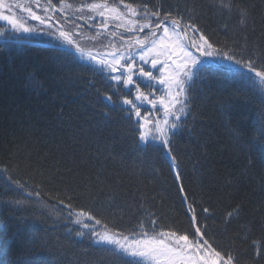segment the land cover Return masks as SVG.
Segmentation results:
<instances>
[{
	"label": "trees",
	"instance_id": "trees-1",
	"mask_svg": "<svg viewBox=\"0 0 264 264\" xmlns=\"http://www.w3.org/2000/svg\"><path fill=\"white\" fill-rule=\"evenodd\" d=\"M241 2L252 13L249 45L255 42L264 48V0ZM163 3L181 11L192 5L199 11L203 6L201 24L212 38L225 40V22L233 36L234 21L213 14L207 8L209 0ZM7 36L0 37V246L7 248L0 259L4 264H13L22 252L33 264H119L101 251L103 246L94 243L87 230L81 229L85 236L79 237L77 225L57 221L53 227L48 209L35 203L26 208L5 203L24 196L7 181L5 167L40 191L50 205L56 204L48 199L50 194L73 193L78 206L90 205V195L99 201L112 197L114 205L105 216L117 228L134 226L148 211L163 214L165 223L187 227L177 195V184L182 183L190 198L216 210L215 223L212 219L207 223L224 243L219 224L237 204L243 212L229 234L238 223L251 226L256 236L262 234L264 143L256 130L264 123V96L246 79L224 72L194 77L193 115L176 137L183 175L182 181H176L170 160L158 148L138 145L124 113L96 91H107L106 83L88 70L86 60L51 39L26 38L9 29ZM234 38L239 40L240 34ZM232 130L239 131L238 138ZM29 231L46 241L45 246L27 251Z\"/></svg>",
	"mask_w": 264,
	"mask_h": 264
},
{
	"label": "snow or ice",
	"instance_id": "snow-or-ice-1",
	"mask_svg": "<svg viewBox=\"0 0 264 264\" xmlns=\"http://www.w3.org/2000/svg\"><path fill=\"white\" fill-rule=\"evenodd\" d=\"M33 5L45 15H38ZM207 8L234 21L233 36H229V25L225 22L222 25L225 40H214L201 24L203 6L199 11L195 5L181 11L178 6H165L163 0L156 3L152 0H77L75 3L46 0L43 6L40 0H28L26 4L0 0V21L11 25L13 32L52 37L58 46L71 49L81 60H86L90 65L88 70L99 74L106 83L107 91L100 88L96 91L109 105L119 107L124 113L138 145L145 149L158 148L170 160L175 180L182 181L175 144L176 137L187 126V117L193 115L190 92L194 77L203 73H233L246 79L264 96V48L255 42L249 45L250 7L241 0H209ZM14 9L26 12L46 27L26 26L16 18ZM50 12L63 15L59 27L46 24L53 19L48 15ZM73 16L75 20H84L88 29L95 30L85 32L74 21L71 27H66ZM235 33L240 34L239 40L234 38ZM0 37L10 38L4 28H0ZM84 39L91 41L92 46L83 44ZM256 131L264 143V123ZM232 132L239 137L238 130ZM2 171L9 184L24 193L21 198L5 203L18 208L35 203L48 209L53 227L57 221L77 225L75 235L79 237L85 236L83 230H87L89 238L103 246L101 251L110 254L119 264H264V226L260 236L253 233L251 226L239 223L237 230L229 234L233 222H239L243 212L237 204L226 211L219 224L227 241L224 243L207 223L209 219L215 223L216 210L205 206L202 200L190 198L182 183L177 184V195L184 206L187 227L175 221L165 223L163 214L148 211L146 216L136 219L134 226L125 229L117 228L105 216L114 205L112 197L99 201L97 196L90 195V205L78 206L73 193L50 194L48 199L56 201L50 205L27 181L10 175L9 167ZM67 231L71 233L73 229ZM25 244L30 252L32 247L45 246L46 241L29 231ZM6 254L7 248L0 246V257ZM126 257L133 259L129 262ZM0 264H4L2 259ZM13 264L33 262L22 252Z\"/></svg>",
	"mask_w": 264,
	"mask_h": 264
},
{
	"label": "rangeland",
	"instance_id": "rangeland-1",
	"mask_svg": "<svg viewBox=\"0 0 264 264\" xmlns=\"http://www.w3.org/2000/svg\"><path fill=\"white\" fill-rule=\"evenodd\" d=\"M18 2H20V3H25V4H26V3H28V0H18ZM40 4H41V6L44 5V3H43L41 0H40ZM32 7H33V10H34L38 15H41V16H44V15H45V13H43V12L40 10V8H36L35 5H33ZM14 13H15L16 18H17V19H20L21 22L25 23L26 26H33V27H37V28H40V29H43V28L46 27V25H41L39 21H37V20H32L30 17H28V14H27L26 12H22V11L19 10V9H14ZM48 15H52L53 19H52L51 21H46V24H47V23H51V24H53L54 26L59 27V26H60V23H61V21H62L63 18L60 17V16H58L56 13H51V12L48 13ZM64 15H68V14L66 13V14H64ZM76 15H79V13H77ZM57 17H60V20H57ZM72 18H75V17L73 16ZM73 21H74L75 23L80 24V25H81V29L84 30L85 32H88V33L91 32L90 29H89V30L85 29V27H84L80 22H78V21H76V20H70V21H69V24L66 25V27H71ZM83 21H84V20H83ZM90 23H91V22H90ZM0 25H1L2 28L6 29V30L9 29V30L13 31V30L11 29V25H8V24H7L6 22H4V21H0ZM92 31H94V30H92ZM14 33L18 34L19 36L26 37V38H30V37H37V38H39V37H44V38H47V39H51V40H53L52 37H49V36H47V35H45V34H43V33H23V32H14ZM81 42H82L83 44L89 46V47L92 46V42H91V41H88V40H86V39L82 40ZM93 50H95V49H93Z\"/></svg>",
	"mask_w": 264,
	"mask_h": 264
},
{
	"label": "water",
	"instance_id": "water-1",
	"mask_svg": "<svg viewBox=\"0 0 264 264\" xmlns=\"http://www.w3.org/2000/svg\"><path fill=\"white\" fill-rule=\"evenodd\" d=\"M56 14L63 18V15L61 13L56 12ZM72 20H75V18H72ZM76 21L80 22L84 27L88 28L87 24L85 23V21H83V20H76ZM90 30H95V29H90Z\"/></svg>",
	"mask_w": 264,
	"mask_h": 264
}]
</instances>
